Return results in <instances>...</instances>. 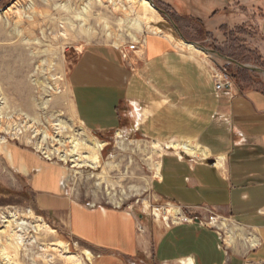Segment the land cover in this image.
<instances>
[{
	"label": "crops",
	"instance_id": "obj_1",
	"mask_svg": "<svg viewBox=\"0 0 264 264\" xmlns=\"http://www.w3.org/2000/svg\"><path fill=\"white\" fill-rule=\"evenodd\" d=\"M154 1L216 40L234 27L264 32L263 0ZM257 48L264 54V47ZM210 64L153 32L136 52L91 45L73 64L68 84L74 111L88 131H127L161 146L205 148L209 155L203 158L164 155L155 193L189 218L214 213L243 231L231 246L227 234L198 223L146 224L140 233L141 219L129 212L67 200L73 235L96 249V264H264V91L217 93ZM18 152L12 154L13 172L41 198L66 200L59 172Z\"/></svg>",
	"mask_w": 264,
	"mask_h": 264
},
{
	"label": "rangeland",
	"instance_id": "obj_2",
	"mask_svg": "<svg viewBox=\"0 0 264 264\" xmlns=\"http://www.w3.org/2000/svg\"><path fill=\"white\" fill-rule=\"evenodd\" d=\"M16 1L0 0V13ZM54 4L25 0L18 19L8 23L0 18V119H5L0 122V264H75L61 250L47 248L61 242L70 247L74 257L82 258L84 264H96V249L73 235L67 200L90 209L129 212L141 219L140 233L146 224L151 228L167 226L166 222L174 225L171 222L174 220L164 214V208L172 203L161 200L154 190L164 155L179 157L169 148L173 143L161 146L127 131L97 135L88 131L75 114L68 77L87 46L107 44L136 52L145 34L153 32L174 38L184 50H187L184 40L199 43L242 65L264 70V54L257 48L264 47V32L259 34L254 27L224 29L223 36L216 40L205 29L176 18L168 9L156 5L170 19L159 12L148 13L149 24L142 32H135L127 23L123 24L138 18L126 17L125 4L116 7L110 0H72L70 3L60 0ZM67 5L69 12L56 8ZM30 6L35 11L28 10ZM137 6L141 10L142 6ZM132 45L135 51L130 49ZM189 52L211 64L226 65L234 88L264 91V75L240 69L201 51ZM73 136H78L81 142L97 139L105 143L98 168H79L72 162H63L58 155L48 158V152L58 148L72 151ZM18 151L31 154L59 172L61 194L66 200L41 198L27 178L13 172L12 154ZM7 221L13 222L19 245L3 234L9 226ZM44 224L49 234L35 231V226ZM86 251L92 254V260H87Z\"/></svg>",
	"mask_w": 264,
	"mask_h": 264
},
{
	"label": "bare ground",
	"instance_id": "obj_3",
	"mask_svg": "<svg viewBox=\"0 0 264 264\" xmlns=\"http://www.w3.org/2000/svg\"><path fill=\"white\" fill-rule=\"evenodd\" d=\"M24 1L25 0H17L10 8H8L6 11H3L2 14L0 13V18L1 17L5 18L4 20H6V22L9 21L8 23H10L12 20L14 21V20L18 19L20 17V15H21L20 9H21L22 3ZM55 1H60V0H45V2L47 4H51V3L54 4ZM61 1H66L67 3H70L72 0H61ZM83 1H85V0H83ZM110 1H111V4L113 2L116 7L119 6L118 4H120V3L123 4V5L125 4V6L123 8L125 9L124 11H126V15H127L126 17L130 18L132 15H135V16L138 17V18L130 20V21L127 20L124 23L122 22L123 24L127 23L129 28L131 30L135 31V32H142L143 29H144V26L149 24V17L147 15L148 13L154 14V12H157V10L155 8H153L151 6V4L148 1H146V0H110ZM105 3H106V1H105ZM138 4H140L143 7V8L142 7L140 8L141 10H139V11H142V13L137 10V8H138L137 5ZM56 8L65 9L67 12H69L68 5L64 6V7H62V6L58 7L57 6ZM29 9L32 10L33 8L30 6L28 8V10ZM122 10L120 11V13L122 12ZM33 11H35V10L33 9ZM33 11H31V12H33ZM144 17H146V18H144ZM32 19H34V18H32ZM183 45L189 51H196V52L199 51L195 47H193L191 45H187L186 43L183 44ZM4 120L2 121L0 119V122L3 123V122H5ZM7 123H8V121H7ZM12 126H13V124H12ZM12 129L13 128L11 127V130ZM24 130H25V126H24ZM82 130L85 133V129L82 128ZM21 133H22V130H21ZM23 133H25V131ZM77 137H74V136L71 137V142L70 143L72 144V149H71L72 151L62 150L61 148H58V149H56L53 152H48L49 153L48 154V158L53 156V155H58L60 157L59 159H61L63 162H72L73 164H75L79 168H85V167H90L92 169L98 168L101 165V157H102V152L105 149V143L100 142L97 139H95V140L92 139V141L85 140V141L81 142ZM119 138L122 139L120 134H119ZM169 148L175 150L180 157L182 155L181 153H183V154H185V155H187L189 157H195V158H199V157L203 158V157H206V156L209 155L208 151L205 148H203V147H201L199 145H192L190 143H187V144H173V145L169 146ZM66 149H67V147H66ZM167 206H168L167 208H164V214L166 216H170V218H172L174 220V222L178 220L177 223H179L180 217L183 216L182 213H181V210L179 209V207H176V206H174L172 204H169ZM40 220L42 221L41 218H40ZM171 222L174 223L173 221H171ZM7 223L9 224V226L6 228L5 233H3V234H5V236L8 237L11 240V242H15L17 245H19V238L16 235V233H14V230H13V226H14L13 222H8L7 221ZM223 224H224V226H221V229H226L227 230L226 231V234H227L226 243H227L228 246H231L234 243L235 238H238L239 236L240 237L243 236V231L240 230L239 227H237L236 230H234L233 228L229 229L227 223H223ZM42 225L35 226L34 227L35 231H37V232L45 231L46 234H49V232H47L48 231L47 230L48 229L47 226L45 224H44V226H42ZM20 227H22V226H20ZM52 233H56V232L52 230ZM49 236H51V235H49ZM49 236H47V237H49ZM54 247H55V250H59V251L61 250V253L64 252V254L69 256V257H67V259L70 260L71 262H73L75 264H84L82 258H80V257L76 258V256L74 257L71 254L70 247L67 244H64L63 242H61L60 244H58L56 246H48L47 248H54ZM86 256H87V260H92V258H93L92 254L89 251H86Z\"/></svg>",
	"mask_w": 264,
	"mask_h": 264
},
{
	"label": "built area",
	"instance_id": "obj_4",
	"mask_svg": "<svg viewBox=\"0 0 264 264\" xmlns=\"http://www.w3.org/2000/svg\"><path fill=\"white\" fill-rule=\"evenodd\" d=\"M130 49L135 51L136 50L135 45H132ZM124 57H126V55H124ZM210 73H211V78L215 85L216 92L224 95H229V93L234 88L235 84L233 83L232 75L227 71L226 65L212 62L210 67ZM179 209L181 210L183 215L182 217H180L179 223H198L200 225L213 228L217 232L223 234V236L226 234L227 231L226 229H221V226H224L223 223H227L228 228L231 229L230 228L231 222L229 219H225L223 217L217 216L214 213H211V215L208 218H203V219H200L198 217L189 218L184 213L185 209L181 207H179ZM257 246L258 243L254 247Z\"/></svg>",
	"mask_w": 264,
	"mask_h": 264
},
{
	"label": "water",
	"instance_id": "obj_5",
	"mask_svg": "<svg viewBox=\"0 0 264 264\" xmlns=\"http://www.w3.org/2000/svg\"><path fill=\"white\" fill-rule=\"evenodd\" d=\"M147 1L151 4V6H152L153 8H155V9L157 10V12H159L160 14H162V15H164L165 17L169 18V17L167 16V14H166L163 10H161L160 8H158V7L156 6V4H155V2H154L153 0H147ZM169 19H170V18H169ZM173 27L178 31V27H177L175 24H173ZM181 37H182V36H181ZM183 39H184V38H183ZM184 41H185V43H186L187 45H191V46L195 47L197 50L202 51L203 53H205V54H207V55H209V56H211V57H216V58H218V59H221V60L227 62L228 64H233V65L237 66V67L240 68V69L248 70V71H250V72H252V73H256V74H259V75H264V70H263V69L254 68V67L247 66V65H242V64H240V63L237 62V61H234V60H232V59H230V58H228V57L223 56L222 54L218 53L217 51H214V50H211V49H208V48L203 47V46H202L201 44H199V43L188 42V41H186V40H184Z\"/></svg>",
	"mask_w": 264,
	"mask_h": 264
},
{
	"label": "trees",
	"instance_id": "obj_6",
	"mask_svg": "<svg viewBox=\"0 0 264 264\" xmlns=\"http://www.w3.org/2000/svg\"><path fill=\"white\" fill-rule=\"evenodd\" d=\"M157 5V4H156ZM158 6V5H157ZM159 8V7H158Z\"/></svg>",
	"mask_w": 264,
	"mask_h": 264
}]
</instances>
